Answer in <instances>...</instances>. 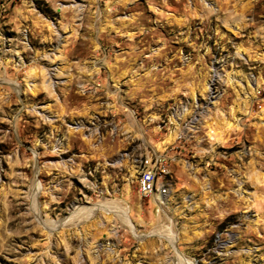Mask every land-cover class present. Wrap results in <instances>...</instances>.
Here are the masks:
<instances>
[{
  "label": "rangeland",
  "instance_id": "1",
  "mask_svg": "<svg viewBox=\"0 0 264 264\" xmlns=\"http://www.w3.org/2000/svg\"><path fill=\"white\" fill-rule=\"evenodd\" d=\"M0 264H264V0H0Z\"/></svg>",
  "mask_w": 264,
  "mask_h": 264
},
{
  "label": "built area",
  "instance_id": "2",
  "mask_svg": "<svg viewBox=\"0 0 264 264\" xmlns=\"http://www.w3.org/2000/svg\"><path fill=\"white\" fill-rule=\"evenodd\" d=\"M166 157L162 154H144L140 157L141 171L137 173L138 190L142 196L165 195L169 191L165 180L167 171Z\"/></svg>",
  "mask_w": 264,
  "mask_h": 264
},
{
  "label": "crops",
  "instance_id": "3",
  "mask_svg": "<svg viewBox=\"0 0 264 264\" xmlns=\"http://www.w3.org/2000/svg\"><path fill=\"white\" fill-rule=\"evenodd\" d=\"M167 155H168V153H167L166 155H164V156H167ZM120 160H121L120 162L122 163V162H123V160H125V157H124V156H123V157H121V158H120ZM167 173H168V170L166 171V173H165V174H167ZM166 181L168 182V180H166ZM157 195H161V194H159V193H158V194H155L154 196H152V198H155Z\"/></svg>",
  "mask_w": 264,
  "mask_h": 264
},
{
  "label": "bare ground",
  "instance_id": "4",
  "mask_svg": "<svg viewBox=\"0 0 264 264\" xmlns=\"http://www.w3.org/2000/svg\"><path fill=\"white\" fill-rule=\"evenodd\" d=\"M141 171V170H140ZM37 189V188H36ZM36 192V191H35ZM36 194V193H35Z\"/></svg>",
  "mask_w": 264,
  "mask_h": 264
}]
</instances>
